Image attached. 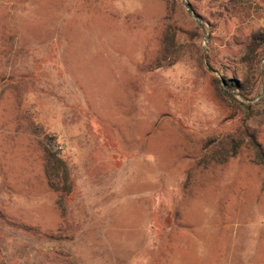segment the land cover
<instances>
[{"label":"rangeland","instance_id":"obj_1","mask_svg":"<svg viewBox=\"0 0 264 264\" xmlns=\"http://www.w3.org/2000/svg\"><path fill=\"white\" fill-rule=\"evenodd\" d=\"M258 33L264 0H0V264H264Z\"/></svg>","mask_w":264,"mask_h":264},{"label":"trees","instance_id":"obj_2","mask_svg":"<svg viewBox=\"0 0 264 264\" xmlns=\"http://www.w3.org/2000/svg\"><path fill=\"white\" fill-rule=\"evenodd\" d=\"M264 53V34L258 33L251 39L247 48L244 61L250 64L260 61V57ZM253 70V69H252ZM233 90L239 91L244 98H249L253 94L255 85H247L239 81H230ZM232 98H234L231 95ZM245 141L254 151L256 160L259 164L264 165V148L258 141L257 136L253 132H245ZM236 152L233 154L235 155ZM46 174L50 187L56 191L63 192L64 196H69L73 189L71 181V168L66 160L61 158L57 153H50L46 160Z\"/></svg>","mask_w":264,"mask_h":264},{"label":"water","instance_id":"obj_3","mask_svg":"<svg viewBox=\"0 0 264 264\" xmlns=\"http://www.w3.org/2000/svg\"><path fill=\"white\" fill-rule=\"evenodd\" d=\"M186 7L187 9L189 10V12L192 14V15H195V11L194 9L192 8V6L190 5V3L186 2ZM196 16V15H195ZM223 84L226 85L225 81H223Z\"/></svg>","mask_w":264,"mask_h":264}]
</instances>
